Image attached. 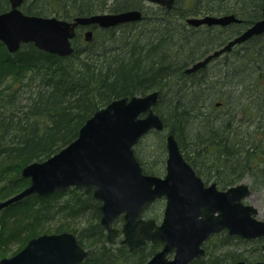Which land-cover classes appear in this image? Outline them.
I'll use <instances>...</instances> for the list:
<instances>
[{"label": "trees", "instance_id": "obj_1", "mask_svg": "<svg viewBox=\"0 0 264 264\" xmlns=\"http://www.w3.org/2000/svg\"><path fill=\"white\" fill-rule=\"evenodd\" d=\"M41 1L26 0L25 13L71 19L99 11L144 8L151 18L99 30L89 44L82 46L76 41L69 56L47 52L34 43L11 53L0 41V198L28 186L30 179L22 174L24 166L67 146L94 112L115 98L145 95L155 89L160 91L155 111L165 123V132L176 136L183 153L192 152V157L189 153L184 156L199 175L212 173L216 179L223 178L219 181L224 188L246 177L253 185L264 183V33L237 44L232 54L219 56L225 58L219 77L209 75L208 66L185 73L192 63L259 20L264 0H232L228 4L222 0L225 6L220 5L221 0H194L193 5L175 0L170 9L147 5V0H46V5L39 4ZM195 3L199 7H194ZM9 8L8 0H0V12ZM206 13H234L242 21L200 27L186 22L189 16ZM196 37L201 39L193 40ZM220 81L224 84L221 88ZM4 82L7 84L2 87ZM222 94L223 103L219 102ZM153 132L158 131L144 137ZM159 142L158 138L157 147ZM136 155L145 172L156 174L137 151ZM74 192H79L80 198L72 207L58 202ZM56 199L53 207L44 204ZM100 204L84 190L67 188L47 196L31 195L1 209L0 259L6 257L2 238L10 224L3 214L13 209L34 217L30 224L25 223L27 217L14 222L10 239L19 241L18 248L20 242L24 245L42 232L39 220L60 217L65 210L74 217L82 216L86 224L81 230L72 226L58 229L77 233L79 242L89 248L81 264H144L161 247L155 243L130 251L120 241L108 243ZM216 242L219 250L247 240L223 231L213 235L205 248ZM211 253L192 264H216L225 258L236 263L242 256L235 251Z\"/></svg>", "mask_w": 264, "mask_h": 264}, {"label": "water", "instance_id": "obj_2", "mask_svg": "<svg viewBox=\"0 0 264 264\" xmlns=\"http://www.w3.org/2000/svg\"><path fill=\"white\" fill-rule=\"evenodd\" d=\"M172 8L175 0H149ZM24 0H10L11 9L0 12V41L10 52L25 43H34L47 52L67 56L73 53L72 40L78 24L96 23L103 27L141 20L139 9L96 13L67 20L57 16L26 14ZM198 26L228 25L242 20L234 14L188 18ZM264 33L262 17L223 47L208 54L187 69L188 73L205 67L233 46ZM92 31L86 33L91 40ZM159 90L145 95L115 98L90 116L76 139L43 161H34L22 169L30 184L17 194L0 202V210L31 195L47 196L60 189L75 187L92 193L98 199L101 224L109 242H114L119 228L114 222L123 217L122 243L131 251L148 242L162 244L145 264H191L205 256L204 244L226 230L230 235L246 239L264 237V220L258 210L244 199L251 194L248 184L241 182L226 189L215 182L206 184L185 158L173 133L166 138V173H145L135 153V146L151 130L162 131L165 123L154 110ZM159 198L166 204L160 223L145 218V211ZM89 250L69 231L44 233L29 239L12 256L0 264H81ZM236 264H264L262 261L240 260Z\"/></svg>", "mask_w": 264, "mask_h": 264}, {"label": "rangeland", "instance_id": "obj_3", "mask_svg": "<svg viewBox=\"0 0 264 264\" xmlns=\"http://www.w3.org/2000/svg\"><path fill=\"white\" fill-rule=\"evenodd\" d=\"M193 1L194 0H192V1L191 0H187V3L193 5V3H192ZM196 1L201 2L202 0H195V2ZM230 2H232V0H227V4L230 3ZM146 3H147V5L149 4L151 6L153 4H155L154 2H150L149 0H147ZM187 3H185V4H187ZM39 4L46 5V2H42L41 1V2H39ZM220 5L221 6L224 5L222 0H221ZM54 7H57V6L54 4ZM194 7L197 8L199 6H197V4L195 3ZM207 14H209V13L200 14V15H196V16H203V15H207ZM229 14H234V13H229ZM213 15L222 16V15H226V14L219 15V14L214 13ZM190 17H194V16H189L188 18H190ZM188 18H187L186 22L189 25H192L191 23H189ZM202 25H204V24H202ZM200 26L201 25H198L197 27H200ZM96 39L99 40L100 36H98ZM198 39H201V37H196L193 40H198ZM224 45H221L220 47H222ZM220 47H218V48H220ZM6 48H7V46H6ZM235 48H236V46L233 47L230 51L224 52L221 56H223L224 54H226L228 52H231V51L232 52L230 54H232L234 52ZM217 49H214L212 52H214ZM7 50H8V48H7ZM208 54H210V53H208ZM208 54H206L204 57H206ZM204 57H202V58H204ZM200 60H201V58H200ZM224 61H225L224 57L223 58H218L217 57L213 61H210L207 64L208 65L207 71H208L209 75H211V76H217L218 75V77H219V73H220V71L222 69V66H223L222 63H224ZM195 62H197V61H195ZM194 63H192L190 66H188L185 69V73L186 74H190V73L187 72V69L192 67L194 65ZM205 68H206V66H205ZM199 70H201V68L198 69L197 71H199ZM197 71H194V72H197ZM220 83H222V81H220ZM6 84L7 83H5V82L2 83V87L5 86ZM155 90H157V89H155ZM222 92H224V90H222ZM227 94L228 93H226L225 95H227ZM223 95L224 94L221 95V97L219 99V102L223 103L225 101L222 98ZM219 110H221V109H216V111H219ZM164 132L163 133L153 132V134L150 133L146 137L142 138V140H140L139 144L136 146V151L139 154V156L141 157V159L144 162V164L146 165V167L149 168L152 171H155L156 175H159V176H164L165 173H166L165 167H166V157H167V151H166L167 132H165L166 134ZM158 138H159V141H160L159 142L160 147H159V144H158V147L155 144V141ZM179 145H180V143H179ZM162 147H163V149H162ZM162 152H163V155H162ZM184 154H185V156H186V154L191 156L192 152L191 151H189V152L186 151V152H184ZM202 178L204 179L205 182H207V184H210V183H213V182L217 183V186L220 189H226L229 186L238 185L241 182H245L246 184H248L250 189H251V194L247 198L244 199V202L247 203V204L253 205L258 210V214L256 215V217L261 219V220H264V183L263 184L253 185L254 183L252 184L250 178L246 177L242 181L238 182L237 184H232V185H229V186L224 188V185H222V182L219 181L220 179L223 180V178L216 179V176L214 174H212V173H209V175L206 176V177L202 176ZM206 178H207V181H206ZM26 187L22 188L21 190L25 189ZM21 190H19L17 192H14V193H11L10 196L0 198V202L4 201V200H7L8 198H10L13 195L17 194ZM79 198H80V193L79 192L68 193L67 195H64V196L60 197L58 202L60 204H64L65 203V204L68 205V207H72L77 201H79ZM57 200L58 199L52 200V201H49V202L46 201V203H44V204H46V206H51L52 205V207H53L54 202L57 201ZM165 204H166L165 199L160 200L159 202L154 204L147 211V213L145 214V217L146 218H153V219H155L157 221V223H160V221L163 218ZM4 209H7V207L4 208ZM50 211L54 212L55 209H50ZM3 215H5V218L8 219L9 223H10L9 226L7 227V229L3 232V235H5L2 238L3 248L5 249L6 256H11V255L17 253L19 250H21L26 245V243L28 242L27 241L24 245L21 244V242H20V247L21 248H18L19 241L14 240V239H10V233L15 228L14 227V222L16 220H19V219H22L24 217H27V218H25V223H29L30 224L34 220V217L32 219V216H27L26 214H24L22 211H20L18 209H13V210L10 211L9 214H7V215L3 214ZM39 222H40L39 223V225H40L39 230L42 231V232L39 233L38 235H41V234H44V233H49V234H51V233H60V232H58V229L65 228L67 226H72L73 229L81 230L86 225L85 222H84V218L82 216H75L74 217V215L71 214L67 210L63 211L61 213L60 217H58V215H57V216H55L53 218L52 217L46 218V221H45V219H41V220H39ZM115 224H116V227L121 228L122 224H123L122 219H119L118 221H116ZM39 225H37V226L39 227ZM29 227H31V226H29ZM68 231H70V230H68ZM70 232H73V231H70ZM73 233H75V232H73ZM75 234L77 235V233H75ZM38 235H36V236H38ZM77 237H78V235H77ZM81 238H82L83 241L85 240L84 237H81ZM122 238H123V235H120V237L114 242L110 243L108 241V239H107V241L110 244H114V243H116L118 241L121 242ZM244 240L245 241L247 240V242H243L241 244H233V245H230L228 247L226 246L223 249H219V250L217 248V242H216V243H214L211 246H207L206 253H209V255L212 254L211 252L215 253V251H217V254H221V255L223 253H227L228 251L229 252L235 251L236 255H239V254L241 255V253H242V256L236 261V263L238 261H240V260H246V261H257V260H261L262 261V260H264V239L258 238V239H244ZM92 241L93 240H90L89 242H92ZM86 246H88V245H86ZM87 249L89 250L88 247H87ZM213 256H215V255H213ZM230 263H232V262H229L228 258H225V259H221L216 264H230ZM236 263H232V264H236Z\"/></svg>", "mask_w": 264, "mask_h": 264}, {"label": "flooded vegetation", "instance_id": "obj_4", "mask_svg": "<svg viewBox=\"0 0 264 264\" xmlns=\"http://www.w3.org/2000/svg\"><path fill=\"white\" fill-rule=\"evenodd\" d=\"M9 1V0H8ZM46 0H42V2H45ZM9 3H10V1H9ZM26 3V0H24V2H23V4H22V6H21V9H22V11H24V8H23V6H24V4ZM155 5H158V4H156L155 3ZM160 6H162V5H160ZM163 7V6H162ZM10 8H11V3H10ZM130 10V9H129ZM139 10H141L142 11V13H143V16H142V19L141 20H139V21H137V20H134V21H129V22H125V23H121V24H118V25H116V26H111V27H103V26H100L99 24H96V23H91V24H78L77 26H76V35H75V37L73 38V40H72V44H73V47L75 48V43H76V41L80 44V45H82V46H84L85 44H89L90 42H92V40L96 37V35H97V32L99 31V30H105V29H109V28H115V27H119V26H121V25H135V24H137V23H141V22H143V21H146V20H148V19H150L151 17V15L150 14H148L147 13V11H145V10H143V9H139ZM25 12V11H24ZM105 12H109V11H99V12H95V13H91V14H84V15H76V16H88V15H92V14H96V13H105ZM121 12V11H120ZM40 16H43V15H40ZM45 16V15H44ZM56 16V15H55ZM76 16H74L73 18H71L70 20H74V18L76 17ZM88 31H92V38H91V40H87L86 39V33L88 32ZM213 61V60H212ZM159 201V200H158ZM157 201V202H158ZM114 226H115V224H114ZM116 227V226H115ZM116 228H118V227H116ZM120 233V232H119ZM119 233H118V235H117V237L119 236ZM117 237L115 238V240L117 239ZM125 245H127V244H125ZM128 246V245H127ZM142 247H145V246H142ZM139 248H141V247H139ZM138 248V249H139ZM138 249H136V250H138ZM135 251V250H134Z\"/></svg>", "mask_w": 264, "mask_h": 264}, {"label": "bare ground", "instance_id": "obj_5", "mask_svg": "<svg viewBox=\"0 0 264 264\" xmlns=\"http://www.w3.org/2000/svg\"><path fill=\"white\" fill-rule=\"evenodd\" d=\"M95 0H88V3H92V2H94ZM143 10H144V8H143ZM210 15H212V14H210ZM88 16H90V15H88ZM63 19H66V18H63ZM67 20H70V19H67ZM223 47V46H222ZM208 65H206V67H207ZM219 85V87L221 88L224 84L223 83H219L218 84Z\"/></svg>", "mask_w": 264, "mask_h": 264}]
</instances>
